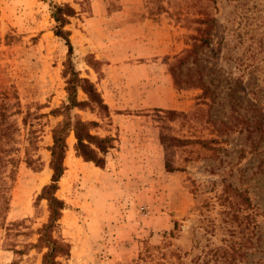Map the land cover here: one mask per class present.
Listing matches in <instances>:
<instances>
[{"label":"rangeland","instance_id":"1","mask_svg":"<svg viewBox=\"0 0 264 264\" xmlns=\"http://www.w3.org/2000/svg\"><path fill=\"white\" fill-rule=\"evenodd\" d=\"M63 3L76 9L65 26L71 57L54 32L52 7ZM148 32L167 52L138 56ZM69 59L110 118L75 111L115 133L122 151L100 169L68 137L54 232L70 244L63 263L264 264V0H0V107L19 104L5 109L0 122L15 127L0 134L21 158L0 217V264H42L35 245L49 213L39 194Z\"/></svg>","mask_w":264,"mask_h":264},{"label":"trees","instance_id":"2","mask_svg":"<svg viewBox=\"0 0 264 264\" xmlns=\"http://www.w3.org/2000/svg\"><path fill=\"white\" fill-rule=\"evenodd\" d=\"M119 7L120 5L115 9ZM150 13L152 12L150 11ZM75 14L76 9L69 3L54 4L52 7V16L57 23L54 32L65 40L70 57L73 53V44L70 39L71 32L65 29V26L69 23V18ZM202 20H205V18ZM205 42L208 43V40H205ZM71 64V59H69L64 70L66 99L60 107L52 111L55 116L62 117L51 130L52 144L48 148L50 151L49 167L52 170V177L51 181L43 186L39 194L40 199H46L49 213L47 222L43 223L38 229L39 236L35 245L40 251L45 249L42 256V264H64L61 258H66L70 253V244L61 235L54 234L58 229V221L65 207L64 200L59 198L56 192L59 187L58 183L66 169L65 158L69 148L68 137L71 134L74 136L73 148L76 156L101 168L105 167L106 154L115 146L116 140V137L112 134L101 135L98 132V128L101 125L100 121L84 119L75 111L89 110L98 114L101 120L103 118L109 120L110 118L109 107L96 85L89 78L81 76L80 72L74 69ZM79 90L86 95L85 99L80 100L78 98ZM15 104L19 105L18 101L14 103L4 102L3 106L0 107V118L7 116L5 109ZM26 123H28L27 116L24 117V124ZM2 124L3 120L0 122V132L3 130L11 132L15 127L13 121L5 126ZM38 137L29 135L27 138L29 147L31 146L33 150L38 149ZM14 140L15 138L10 133H7L6 136L0 134V217L2 218L5 217V212L8 209L12 183L15 180L17 167L21 161L19 156L13 155L14 150H19V148L13 147ZM2 144L6 147H3ZM29 147H25L24 160L34 170H40L43 165L41 156L37 155L34 157ZM244 198L248 200L247 196H244Z\"/></svg>","mask_w":264,"mask_h":264},{"label":"crops","instance_id":"3","mask_svg":"<svg viewBox=\"0 0 264 264\" xmlns=\"http://www.w3.org/2000/svg\"><path fill=\"white\" fill-rule=\"evenodd\" d=\"M120 8L121 7H119L118 9H115L116 11L117 10H120ZM114 11V10H113ZM147 16H142V18H140V19H138L137 21H138V23L140 24V26H147V22H146V20H147ZM146 22V23H145ZM143 34H145V33H143ZM159 34L161 35V36H163L164 35V33H163V30L161 31L160 30V32H159ZM157 36H158V34H154V35H151V34H149V32L147 33V35H146V37L145 38H148V39H146L147 41L145 42V41H143V43L141 44V45H139V49H138V51H140V53L138 54V56H140V57H142V58H148V57H151L152 55H155V54H157V53H165V52H167V50H160V51H156V49H155V42L156 41H154V42H152V41H150L151 39L153 40V38H157ZM134 53V52H133ZM135 54V53H134ZM149 72L150 71H147L146 70V72L144 73L145 75H148L149 74ZM139 83H141V82H139ZM99 90V89H98ZM100 91V90H99ZM102 97H103V95H102ZM104 99V98H103ZM104 101H105V99H104ZM105 103L108 105V103L105 101ZM108 107H109V105H108ZM110 110V109H109ZM98 132L101 134V135H104V134H112V135H114L115 137H117L116 136V134L115 133H111L109 130H105V132H102V131H100V130H98ZM71 136V135H70ZM118 139L116 138V140H115V146L113 147V148H111L108 152H107V154H106V165H105V167L108 169V165H109V159L111 158V157H113V154H112V152L115 150V153H119L120 151H122V149L119 151V149L117 148V144H118ZM128 150H130V149H128ZM129 153H130V151H129ZM111 155V156H110ZM84 162H87V163H92V162H88V161H84ZM93 165H94V163H93ZM95 166V165H94ZM98 167V166H97ZM105 167H103V168H101V167H99L100 169H104Z\"/></svg>","mask_w":264,"mask_h":264}]
</instances>
